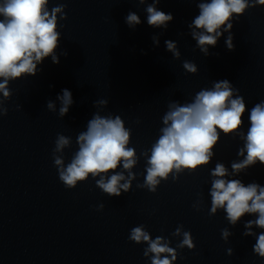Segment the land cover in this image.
I'll list each match as a JSON object with an SVG mask.
<instances>
[{
    "label": "clouds",
    "instance_id": "obj_1",
    "mask_svg": "<svg viewBox=\"0 0 264 264\" xmlns=\"http://www.w3.org/2000/svg\"><path fill=\"white\" fill-rule=\"evenodd\" d=\"M145 3V0H139ZM160 0H153L148 4L147 24L153 28L167 29L168 22L173 20L171 13L158 10L155 6ZM49 0H0V118L7 115L8 109L4 101L10 98L9 81L28 76H35L41 69L37 68L44 59L51 57L54 64L60 60L56 54L61 33L57 31V14L60 19H66L65 5L60 4L49 10ZM264 6V0H199L197 7L199 14L188 25L192 37L196 40L200 51L210 55L207 46L215 47L218 38L225 32L229 35L225 44L229 50H234L232 20L238 19L246 9ZM235 14V16H234ZM130 28L141 24L139 15L129 12L125 18ZM199 30V31H196ZM154 44H159V38L153 36ZM167 51L179 59L180 52L176 44L166 40ZM66 55V54H65ZM186 72L196 74L198 69L195 63L183 62ZM60 101L59 116L69 112L74 103L72 93L63 89L57 96ZM108 101H95L97 106H106ZM47 108L56 110L53 101L47 102ZM246 112L244 98L239 95L227 79L214 81L212 88L198 91L191 102L180 104L171 102L168 111L163 116L164 127L161 135L151 146L150 155L144 151L141 155L147 157L146 176L143 184L137 187L147 188L156 192L161 181H167L169 175L175 180L184 170L194 172L200 166L207 165L214 156V146L220 139V134H236L243 124L242 117ZM248 120L250 127L246 135L239 132L244 141L238 150V156L243 157L239 162L231 164L232 173H240L245 169L259 164L264 165V101L256 103L250 110ZM130 129L125 127L124 120L119 116H103L99 112L87 122V130L77 137L78 150L71 161L65 165L63 150L70 145V138L57 134L53 150L54 164L58 170L59 180L66 188H75L77 182H85L89 177L96 179V185L109 196L119 197L121 190L128 192L135 173L131 171L137 164L136 150L129 147ZM127 171H115L118 166ZM112 173L111 175H108ZM215 177L211 186V213L223 209L227 220L235 226L245 214H258L254 220L245 223V236H256L253 245L254 254L264 258V232L258 235L251 231L253 226L264 229V186L252 182L247 185L239 179L226 180L230 175L222 163H217L211 171ZM124 181V183H121ZM103 204L98 206L102 210ZM181 228L177 227L173 235H181ZM227 229L222 230L226 239ZM129 239L137 244L145 243L143 255L149 257L151 264H172L177 258L170 241L157 236L152 239L143 225L130 230ZM194 247L190 232H183V239L178 248ZM232 255L233 250H228ZM171 257V259H170Z\"/></svg>",
    "mask_w": 264,
    "mask_h": 264
}]
</instances>
